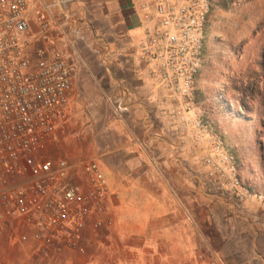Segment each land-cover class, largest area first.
Masks as SVG:
<instances>
[{
	"label": "built area",
	"instance_id": "obj_1",
	"mask_svg": "<svg viewBox=\"0 0 264 264\" xmlns=\"http://www.w3.org/2000/svg\"><path fill=\"white\" fill-rule=\"evenodd\" d=\"M39 1L38 31L30 38L28 0H0V227L23 229L19 241H31L38 256L48 258L62 249L84 253L89 234L100 236L108 223L113 194L98 161L49 156L66 119L73 68L52 33L53 5ZM211 7L212 0L141 3L136 60L165 88L176 146L192 153L215 192L264 209V191L242 178L236 155L196 111L193 90Z\"/></svg>",
	"mask_w": 264,
	"mask_h": 264
},
{
	"label": "rangeland",
	"instance_id": "obj_2",
	"mask_svg": "<svg viewBox=\"0 0 264 264\" xmlns=\"http://www.w3.org/2000/svg\"><path fill=\"white\" fill-rule=\"evenodd\" d=\"M144 1H54V21L72 64V81L76 75L86 78L77 79L78 93L69 100L66 119L55 132L63 137L62 146L71 154L72 163L97 160L102 149L115 146L111 124L122 113L110 94V77L120 76L113 73L115 70L139 65L135 58L140 29L131 31L123 13L126 5L139 7ZM204 42L202 79L217 82L219 98L230 100L227 113L233 122L256 133V151L243 145L234 153L240 174L251 186L264 191V0H212ZM240 99L250 114L237 109ZM238 139L248 142L244 135ZM203 183L205 193L218 195L208 181ZM116 196L112 197L114 203L118 202ZM225 202L229 205L212 206L217 232L211 234L221 252L231 264H264V209L254 203ZM18 235L11 231L4 238L0 236V264H92L88 259L91 243L84 253L62 249L42 258L31 241L23 243ZM16 244L21 250H16Z\"/></svg>",
	"mask_w": 264,
	"mask_h": 264
},
{
	"label": "crops",
	"instance_id": "obj_3",
	"mask_svg": "<svg viewBox=\"0 0 264 264\" xmlns=\"http://www.w3.org/2000/svg\"><path fill=\"white\" fill-rule=\"evenodd\" d=\"M42 1L55 7V0ZM38 10L40 1L28 0L30 38L37 35ZM123 14L128 28L139 32L138 7L126 5ZM53 24L51 21L52 33L62 48L61 36ZM124 70H115L113 73L120 76L110 77V94L125 108L111 124L114 130L110 136L115 134L116 143L102 149L95 158L118 202L109 201L108 223L100 236H89L92 249L88 259L92 264H231L211 234L217 232L212 224L216 218L214 207L229 204L221 196L205 193L204 169L186 147L176 146L165 116V88L140 64ZM80 77L73 78L70 99L78 93ZM80 79L86 81L83 76ZM219 88L217 82L204 81L200 72L193 90L196 111L233 153L240 152L243 145L256 151V133L233 122L227 113L230 100L219 98ZM244 105L240 99L237 109L250 114ZM241 135L247 143L239 141ZM62 144L63 137L54 133L49 156L70 160L71 154ZM11 231L20 234L23 229L3 225L0 236L4 238ZM16 250H21L20 245L16 244Z\"/></svg>",
	"mask_w": 264,
	"mask_h": 264
},
{
	"label": "trees",
	"instance_id": "obj_4",
	"mask_svg": "<svg viewBox=\"0 0 264 264\" xmlns=\"http://www.w3.org/2000/svg\"><path fill=\"white\" fill-rule=\"evenodd\" d=\"M244 93H246V90L244 91ZM242 100V99H241Z\"/></svg>",
	"mask_w": 264,
	"mask_h": 264
}]
</instances>
